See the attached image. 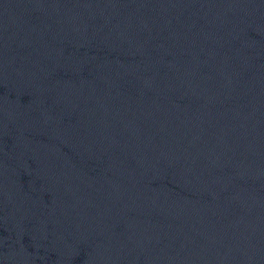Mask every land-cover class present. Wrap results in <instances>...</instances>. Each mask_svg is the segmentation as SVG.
I'll return each mask as SVG.
<instances>
[{"label": "water", "instance_id": "water-1", "mask_svg": "<svg viewBox=\"0 0 264 264\" xmlns=\"http://www.w3.org/2000/svg\"><path fill=\"white\" fill-rule=\"evenodd\" d=\"M0 264H264V0H0Z\"/></svg>", "mask_w": 264, "mask_h": 264}]
</instances>
